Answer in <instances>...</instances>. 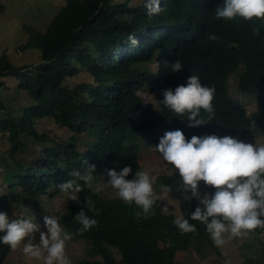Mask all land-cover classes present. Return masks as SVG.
Wrapping results in <instances>:
<instances>
[{
  "label": "trees",
  "instance_id": "obj_1",
  "mask_svg": "<svg viewBox=\"0 0 264 264\" xmlns=\"http://www.w3.org/2000/svg\"><path fill=\"white\" fill-rule=\"evenodd\" d=\"M222 5L223 0H161L165 11L149 18L144 0H66L45 32L23 25L27 40L22 46L39 49L42 60L33 66H16L4 50L0 54V78L16 76L35 104L24 107L19 120L0 121V130L8 132L11 159L29 145V140L39 158L33 166L35 171L13 175L7 185L0 182V205L10 209V203L60 192L57 185L76 179L70 173L74 169L83 172L84 161L96 165V174L103 167L119 171L130 165L132 173L127 179H132L141 164L138 143L129 139L134 132L151 131L159 122L168 124L170 131L182 130L187 139L212 134L244 138L251 130L264 133V20L249 21L239 16L217 20L215 9ZM4 9L0 2V13ZM252 25L260 26L259 35L252 32ZM130 34L139 40L138 45L125 42ZM213 34L216 40L208 38ZM177 59L183 70L172 73L171 62ZM153 60L158 62L159 71L150 91L161 106L160 116L135 123L131 115L143 104L141 91L156 74L139 68V64ZM240 67L239 91L257 97L251 114L228 92L230 74ZM81 72L90 79L68 85L67 79ZM193 74L215 89L214 118L198 127H188L187 117L176 116L162 103L164 89L187 85ZM47 116L74 131L69 143L57 145L54 137L39 130L36 121ZM201 116L207 119L208 114L201 109ZM91 131L96 135L94 149L84 159L75 139ZM4 160L0 158V163ZM159 181L173 190L182 183L179 174L162 175ZM76 182L83 189L79 199H70L58 221L87 239L90 257L71 264H178V251L191 248L201 252L206 246L220 254L205 225L191 219L199 205L195 197L180 199L181 216L196 228L181 234L174 223L177 216L165 212L156 197L150 214L138 219L135 213L142 210L134 203L101 196L83 180ZM3 186L7 188L4 192ZM88 199L94 201L99 214L88 210ZM83 209L99 223L81 233L75 215ZM9 252L10 246L0 242V264Z\"/></svg>",
  "mask_w": 264,
  "mask_h": 264
},
{
  "label": "clouds",
  "instance_id": "obj_2",
  "mask_svg": "<svg viewBox=\"0 0 264 264\" xmlns=\"http://www.w3.org/2000/svg\"><path fill=\"white\" fill-rule=\"evenodd\" d=\"M144 7L149 18L165 11L161 0H144ZM237 16L249 21L253 18L264 20V0H223V5L215 9L217 20ZM251 30L255 35L260 34V26L252 25ZM208 38L217 39L214 34ZM125 42L132 46L139 44L133 34ZM182 70L180 60L171 62L172 73ZM214 92V88L202 84L200 77L193 74L188 77L187 85L164 89L162 103L176 116L187 117L188 127H198L214 118ZM201 109L208 114L207 119L201 116ZM156 149L172 168L178 170L182 185L177 191H181L185 199L195 197L199 200L191 219L205 225L216 247L223 248L227 243L226 233L229 238L245 237L257 228L264 229V219L260 218L264 216V143H245L232 136L219 137L215 134L193 135L187 139L182 130L176 129L166 131ZM95 169V164L84 161L83 172L74 169L70 173L76 179L61 182L57 187L68 193L72 201H77L78 193L83 189L76 181L83 180L89 188H93L92 173ZM131 173L129 165L119 171L107 169L104 175L108 177L107 184L116 190L122 201L134 203L142 210L135 213L138 219L142 215L147 217L156 202L154 181L149 172L141 170L132 179H127ZM200 181L215 188V192L201 195ZM162 189L165 193L169 191L167 186H162ZM93 190L100 193L103 186L96 184ZM86 203L89 211L99 214L94 201L88 199ZM164 211H168L167 205ZM13 215L17 218L10 219L7 212L0 211V233H3L0 242L9 245L12 250L23 244L22 252L26 259L43 260V264H71L65 248L72 235L64 230L56 217L45 215L41 225L36 222L34 214L28 215L23 210L14 211ZM75 220L81 225V233L99 223L84 209L75 215ZM174 223L181 234L196 230L195 225L183 216H177ZM223 254L227 256L226 252ZM224 264H230V261L226 259Z\"/></svg>",
  "mask_w": 264,
  "mask_h": 264
},
{
  "label": "rangeland",
  "instance_id": "obj_3",
  "mask_svg": "<svg viewBox=\"0 0 264 264\" xmlns=\"http://www.w3.org/2000/svg\"><path fill=\"white\" fill-rule=\"evenodd\" d=\"M0 2L5 5L4 11L0 13V54L6 50L10 62L16 66H33L41 62L42 53L39 49L34 46H22L27 40V34L23 29V25H31L45 32L62 5L66 3V0H0ZM139 68L151 70L156 74L152 75L149 84L141 91L143 104L131 115L132 120L135 123L146 119L158 120L161 106L150 91V87L159 71L158 62L153 60L140 63ZM241 73L242 67L230 74L228 92L247 109L249 114H251L257 107V97L239 91L238 80ZM0 79V121L9 118H16L19 120L23 116V108H30L35 104V100L27 90L21 87V81L16 76L7 74L1 76ZM84 79L88 80L90 77L87 73L81 72L77 76L69 77L67 83L73 87L75 83ZM36 125L40 131H45L50 136L54 137L56 141H58L57 145L69 143L71 136L74 134L72 129L60 126L50 116L37 120ZM166 131H170L169 125L165 122H159L154 129L149 132L144 130L134 132L129 142L138 143V154L141 164L138 170L150 173V177L154 181V195L159 199L163 209L165 205H167V212H171L176 216H181L180 199H185L183 193L170 189L169 187V191L165 193L162 186L166 185L159 181V177L162 175L178 174V170L172 168L156 149V145L160 142V137H162ZM8 136L7 131L0 130V158L2 160L5 159L4 162L0 163H3L0 165V182L5 184L7 183V179L13 175L29 173V171L27 172L29 169L35 171L36 167L34 168L33 166L36 165L39 158L37 157L39 155H37L36 147L33 146L32 140H29V145L20 148L15 153L14 158L11 159V143L9 142ZM230 136L245 143L257 145L264 143V133L255 130L249 131L248 135L244 138L237 135ZM24 138L25 135H21V139ZM95 139L96 135L93 131L83 138L80 134L76 137L75 140H77L78 148L84 153L82 158L85 159L87 154L93 151ZM40 149L42 150L43 147ZM107 169L111 168L103 167L98 174L92 173V189H94L96 184H100L103 186V191L99 193L101 196L118 197L116 195V190L107 184L108 177L104 175ZM15 188L17 189V187ZM1 190L4 192L7 188L3 186ZM215 190V188L206 185L204 181L199 182V191L201 195L212 194ZM185 200L188 201L190 199ZM196 200L197 203H199L197 198ZM69 201V194L60 191L55 194H40L34 199L28 198L25 203H10V209H6L4 206L0 205V211L7 212L10 219H15L17 217L13 215V212L23 210L28 215L34 214L36 222L42 225L45 215L54 216L58 219L60 214L66 209ZM61 226L66 232L72 235V239L66 242L65 254L68 259L74 262L89 256V243L87 239L78 237L63 225ZM36 238L38 241L39 233L36 234ZM225 238L227 243L223 248H219V255L217 251L210 246L204 247L201 252L189 248L186 251H178L176 261L178 264H224L227 259L230 261V264L264 263V229L262 231L254 230L245 237L229 238V234L226 233ZM22 249L23 244L16 250L10 248V252L3 264H43V260L26 259ZM114 250L116 249L113 248V251ZM225 252L227 256L223 254Z\"/></svg>",
  "mask_w": 264,
  "mask_h": 264
}]
</instances>
